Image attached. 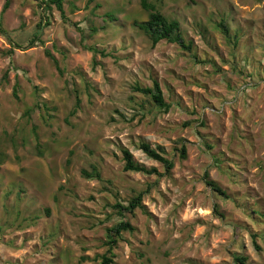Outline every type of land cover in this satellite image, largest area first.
Wrapping results in <instances>:
<instances>
[{"label":"rangeland","instance_id":"374dc122","mask_svg":"<svg viewBox=\"0 0 264 264\" xmlns=\"http://www.w3.org/2000/svg\"><path fill=\"white\" fill-rule=\"evenodd\" d=\"M6 1V30L40 20L37 1L10 0L3 13ZM158 6L179 20L191 51L151 44L133 25L148 18L141 0H64L70 22L53 6L40 41L11 57L1 54L12 44L0 32V264L99 262L107 230L120 221L113 205L141 191L144 209L127 214L135 231L123 233L115 264H234L235 254L264 264V0ZM92 27L99 30L90 37ZM155 80L168 111L133 89ZM44 102L48 112L37 107ZM141 140L165 147L169 175L138 148ZM123 148L162 176L124 171ZM93 166L101 180L82 175ZM206 172L228 198L206 185Z\"/></svg>","mask_w":264,"mask_h":264},{"label":"trees","instance_id":"16d2710c","mask_svg":"<svg viewBox=\"0 0 264 264\" xmlns=\"http://www.w3.org/2000/svg\"><path fill=\"white\" fill-rule=\"evenodd\" d=\"M37 1V5L41 12L40 20L31 28H25L24 26L20 27L17 31H8L6 30L2 23L0 22V32L7 36L10 40L12 47L7 51H2L1 54L5 56H13L15 52V48H26L35 46L37 41H40V35L46 25H50V19L48 12L53 10V6H55L61 13L62 18L66 22H70L68 18L65 16V10L63 7L64 0H35ZM160 0H141L142 8L148 13V18L146 20H135L133 25L137 27L142 33H144L151 41L153 46L157 45L162 40H166L169 43H176L181 48L186 49L187 51H191L193 47V43L187 41L183 35L181 25L179 20L168 18L158 6ZM10 5V0H7L2 12L4 13ZM42 10V11H41ZM43 12V14H42ZM108 17L110 19H114L112 14H109ZM107 23L108 21H104ZM110 22V21H109ZM75 26H78L77 23ZM218 26L220 27L223 35L228 40V42L232 44H237L236 40H234L233 35L231 34V30L225 21H221ZM80 31H82L83 35L85 32L77 27ZM98 27H92L90 31L87 33L88 36H93L98 32ZM17 36V37H16ZM86 37V36H85ZM85 39V38H84ZM83 47L91 52L94 55L104 54L103 50H100L95 45L85 44L83 41ZM48 55L52 59L56 68L59 70L61 76L64 75L63 69L59 65V61L51 55L49 51H47ZM4 79L7 78V73H5ZM134 91L143 94L145 97L149 99V103L153 104L155 107L168 111L171 107L169 103L165 100L162 88L158 81H154L153 86L144 87L141 85H135L133 87ZM76 93V92H75ZM14 95L16 98H19L18 95V85L15 86ZM81 104L80 98L76 94V102L74 104V108L71 111V115H75L77 110L79 109ZM40 109H46L47 112L50 109L47 103H39L37 105ZM32 108H28L25 111L26 117H32ZM47 120V118H44ZM37 141L39 142V137H37ZM138 148L142 150L149 158L161 163L164 165L165 172L167 175L170 174L171 170L174 168V161L167 157V151L162 145H152L149 141L141 140L138 143ZM180 158H187V146L185 143L181 145L178 149ZM39 155H43V152H39ZM122 157L124 161V171H132V172H141L147 175H159L162 174L158 171L157 167H148L143 163L136 161L133 153L128 148L122 149ZM6 158V154L4 152H0V161H4ZM71 161L68 160V163ZM82 175L88 179H102L101 172L98 170L96 166L92 167V171H88L86 169L82 170ZM204 180L206 185L215 192L217 196H222L224 198H228L229 195L225 190H223L214 180L209 178V173L206 172L204 175ZM153 188V185L150 186ZM146 194L145 191L139 192L137 195H134L132 198L127 200V203L117 202L113 205L114 209L120 216V221H118L115 225L110 227L107 230V240L105 241V245L107 247L104 254L100 255L99 262L94 264H115V259L117 257L116 249L118 248L119 242L124 240L123 233L125 231H135L134 225L128 219L127 214L133 215L137 208L144 209L143 197ZM215 212L220 216L224 217V214L219 210V206L217 204L214 205ZM49 212V209H47ZM238 230V229H237ZM256 235H253L255 237ZM254 243L257 245L256 240L254 239ZM96 260V259H95ZM234 264H245L247 258L243 255H234Z\"/></svg>","mask_w":264,"mask_h":264}]
</instances>
